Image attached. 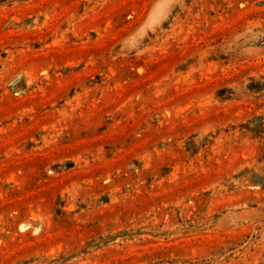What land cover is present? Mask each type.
<instances>
[{
	"label": "rangeland",
	"instance_id": "obj_1",
	"mask_svg": "<svg viewBox=\"0 0 264 264\" xmlns=\"http://www.w3.org/2000/svg\"><path fill=\"white\" fill-rule=\"evenodd\" d=\"M0 264H264V0H0Z\"/></svg>",
	"mask_w": 264,
	"mask_h": 264
}]
</instances>
